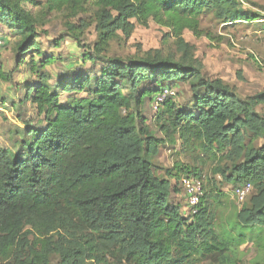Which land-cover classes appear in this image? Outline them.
<instances>
[{"label": "trees", "instance_id": "1", "mask_svg": "<svg viewBox=\"0 0 264 264\" xmlns=\"http://www.w3.org/2000/svg\"><path fill=\"white\" fill-rule=\"evenodd\" d=\"M249 2L47 0L43 14H62L67 36L84 52L83 68L59 72L50 83L47 68L57 59L41 51L44 22L27 8L41 1L0 0V31L17 39L15 69L6 73L0 65V77L12 82L28 64L37 78L22 99L10 101L22 126L10 128L8 146L0 145V264H241L248 244L256 250L252 264H264V116L257 111L264 91L242 97L206 77L196 46L184 39L186 30L213 38L202 28L207 13L229 25L262 20L246 10ZM92 9L90 20L72 21ZM151 21L170 30L173 52L109 56L114 41ZM90 27L97 35L92 46L82 39ZM58 39L56 45L64 36ZM181 82L190 86L189 103H179L173 90ZM165 88L174 94L151 124L145 103ZM28 102L36 120L24 117ZM178 143L198 166L176 161L157 174L161 146ZM192 175L204 182L194 213L173 195ZM217 176L233 191L252 185L240 208L226 206Z\"/></svg>", "mask_w": 264, "mask_h": 264}, {"label": "rangeland", "instance_id": "2", "mask_svg": "<svg viewBox=\"0 0 264 264\" xmlns=\"http://www.w3.org/2000/svg\"><path fill=\"white\" fill-rule=\"evenodd\" d=\"M41 6L28 5L27 8L37 15L43 25H40L38 31L40 37L41 51L46 55L53 54L56 62L50 65L47 70L53 76L50 83H53L56 75L62 71H73L76 67H82L83 48L77 45V42L68 37L66 34V18L60 13L43 14V7L47 9V0H40ZM246 10L251 13H258L262 20L243 22L238 24H225L212 13H207L202 17V28L212 35L213 38L207 36H197L191 31L184 32L185 41L196 46L195 57L202 63L203 72L206 77L218 78L224 80L242 97L253 96L264 91V0H250L249 4L244 5ZM94 14V9L80 15L72 20L78 22L81 17L90 20ZM1 28V26H0ZM2 29V28H1ZM3 30V29H2ZM0 31L3 33V31ZM5 29L3 33L6 39V47L0 53V65L2 71L9 73L15 69V44L16 38L12 37ZM169 29L157 25L151 21L148 26L136 23V28L130 37L114 41L109 51V56L121 58H129L136 53H140V49L148 51L151 49L162 48L166 54L175 50L174 38H165V34L169 33ZM64 36V40L60 45H56L55 41H59V37ZM83 43L93 45L97 39L96 32L93 27L85 31ZM30 56L26 57L29 61ZM37 61L41 60V55H36ZM86 67H90L87 63ZM85 67V68H86ZM37 81L29 70L28 64H22L18 70L13 73L12 82H6L0 77V145L8 146L9 129L15 125L22 126V123L16 119V107L10 101H18L24 97L25 85ZM149 82L143 84V87H149ZM174 92L178 93L179 103H189L192 96L190 86L186 83L174 84ZM64 98L67 97L62 95ZM148 122L153 123L155 113L154 103L147 101L144 106ZM264 116V104L257 107ZM24 117L26 119H37L34 106L28 102L25 106ZM7 118V119H6ZM158 137L162 136L158 132ZM261 143H263L261 141ZM260 144V143H258ZM180 143L172 147L170 144L161 146L159 155L154 160L157 174L165 175L166 168H173L176 161L198 166L196 160L188 153H182ZM205 184L211 177V167L206 165L203 169ZM216 181L219 188L227 194V205L229 209L240 208L242 203L235 197L233 186L223 182L221 177L217 176ZM174 185L175 181H174ZM179 190L173 193L177 202L182 205L184 212H189L184 189L181 184H177ZM226 213V210H225ZM245 253L241 264H252L256 257L254 246L248 244L243 246ZM208 264V263H205Z\"/></svg>", "mask_w": 264, "mask_h": 264}, {"label": "built area", "instance_id": "3", "mask_svg": "<svg viewBox=\"0 0 264 264\" xmlns=\"http://www.w3.org/2000/svg\"><path fill=\"white\" fill-rule=\"evenodd\" d=\"M6 41L5 39L0 36V53L5 48ZM174 94L169 88H165V90L160 93L155 101H154V109L155 111L158 110L159 106L164 102L168 95ZM181 186L184 189L186 199L188 205L190 207V211L194 213L196 210V206L199 205L201 198L204 194V182L198 176H184L181 179ZM252 185L250 183L237 187L234 189V195L239 200V202L244 201L252 192Z\"/></svg>", "mask_w": 264, "mask_h": 264}]
</instances>
